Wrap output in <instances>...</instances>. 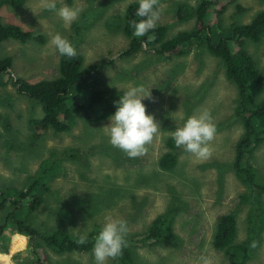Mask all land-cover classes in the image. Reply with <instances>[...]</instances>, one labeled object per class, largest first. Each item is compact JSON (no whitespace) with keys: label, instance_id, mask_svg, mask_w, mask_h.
<instances>
[{"label":"rangeland","instance_id":"obj_1","mask_svg":"<svg viewBox=\"0 0 264 264\" xmlns=\"http://www.w3.org/2000/svg\"><path fill=\"white\" fill-rule=\"evenodd\" d=\"M198 2L160 0L161 15L157 25L168 28L165 39L193 28V17L183 21L175 18L176 6L183 5L184 11L189 12ZM132 3H138V0H56L57 9L62 6L101 9L99 19L93 22V17H88L91 27L86 28L80 39L72 33L81 28L80 20L66 25L56 11L45 10L41 0H28L19 11L5 6L0 8L2 24H15L21 30L43 37L42 43L29 39L20 44L9 39L0 44V59L8 56L11 60V79L34 83L55 77L59 53L50 45V39L59 33L78 50L83 66L112 60L111 65L99 71L98 89L111 88L120 96L129 85H142L150 90L153 100L145 99L142 103L146 115L153 116L160 128L146 146L147 152L136 158H130L110 144L103 129L110 118L100 123H88L77 116L75 125L67 133L47 131L44 136L31 137L27 122L41 117L40 108L33 100L18 95L11 86L0 87V187L19 188L39 164L49 158L50 151L70 153V150H76L79 162H64L66 176L58 177L50 185L54 196L59 197L57 204L61 207L51 205L35 212L33 220H29L35 228L44 233L52 232L56 226L55 214L59 209H67L70 220L64 228L71 234L85 235L96 226L101 229L106 218L112 217L127 222L125 238L139 237L156 216L174 209L177 212L172 218V234L176 241L167 246L138 248L134 251L136 260L140 264H199L200 257L204 256L210 264H229L223 252L214 250L211 244L218 218L234 212L235 243H240L248 238V210L260 208V202L264 211V193L249 191L230 167L234 144L242 134V125L234 116L237 90L224 76L221 61L208 55L198 41L189 42L183 55L170 56L168 60L156 58L146 47L130 58L119 59L118 54L126 47L127 39L121 24L114 20L123 18ZM235 4L245 9L243 15L247 20L264 9V0H235ZM243 15L240 14L241 18ZM232 21H237V13L234 6L229 5L219 21L220 27L212 31L225 37V28ZM245 48L263 76L262 92L256 98L258 103L264 100V43L247 41ZM116 98L118 96L108 100L115 102ZM203 110L211 113L216 126L209 144L210 157L197 159L176 147L175 166L169 171L161 170L158 162L168 151L165 141L172 138L171 132L182 127L188 117ZM250 163L256 182L264 184V137ZM241 196L245 201H241ZM255 198L258 199L255 201ZM20 239L24 240V237L13 236L11 239L9 236L6 241L11 240L7 245L8 254H0V264L4 259L13 263L11 257L18 252L19 261L32 262L27 239L26 245ZM16 240H20L22 247L14 250ZM250 253L251 260L246 264H264V231L259 245ZM48 264H96V261L91 251L51 255ZM107 264L116 263L109 259Z\"/></svg>","mask_w":264,"mask_h":264},{"label":"trees","instance_id":"obj_2","mask_svg":"<svg viewBox=\"0 0 264 264\" xmlns=\"http://www.w3.org/2000/svg\"><path fill=\"white\" fill-rule=\"evenodd\" d=\"M27 1L0 0V8L5 6L19 11L24 8ZM231 2L235 0H199L189 12L184 11L183 5H177L174 11L175 18L183 21L193 17L194 25L189 31L180 32L170 39L164 38L168 31L165 25H157L146 36L135 37L130 22L138 21L140 18L135 16L138 3H132L126 8L123 18L114 20L115 23L121 24V31L127 39V45L119 52L118 58H129L144 47L152 51L156 58L165 59L170 56L183 55L186 44L193 41H198L210 55L218 58L223 65L224 76L234 84L237 90L234 116L242 125V134L234 144L233 162L230 167L235 177L249 191L255 190L258 194H262L264 184L256 182V174L250 161L253 152L262 143L264 137V100L256 102L258 94L262 92L263 76L249 56L245 45L247 41L264 43V9L256 12L247 22L248 20L243 15L245 9L238 4L235 5L237 21H232L225 28L226 36L221 37L212 29L220 27L219 21ZM85 10L78 18L81 28L72 32L79 39L86 28L91 27L88 24V17L92 16L93 22L100 18L101 9ZM210 32L211 35L208 38ZM149 35L154 39L149 41ZM66 37L71 38L70 35ZM9 39L20 44H24L29 39H34L38 43L43 41L41 35L21 30L15 24L0 22V44ZM147 49L145 51L149 52ZM111 64L112 60L106 59L83 66L82 58L78 54L74 58L60 55L57 60L55 77L28 83L23 79L10 78L11 60L6 56L0 59V87L11 86L18 95L33 100L40 108L41 117L32 118L27 122L31 137L44 136L47 131L54 134L67 133L75 125L77 116H81L88 123H100L109 119L115 112V104L120 95L111 88L103 90L97 87L101 78V70ZM113 96H118L115 102L108 100ZM165 142L168 151L160 157L158 165L161 170L169 171L177 162V153L171 137ZM79 158L76 150H70V153L50 151L49 158L42 161L19 188L11 187L4 191L0 190V253H7L6 241L11 234H19L27 238L28 256L33 257L30 264H47L46 252L48 251L54 255L91 253L95 237L100 230L99 227H93L85 234L86 242L79 244V235L71 234L64 228L70 220V213L67 209H59L55 214L57 220L54 221L56 226L52 232H41L29 222L33 220L34 213L39 209L49 208L51 205L55 208L61 207L57 204L59 197L54 196L55 192L51 190L50 185L58 177L66 176L64 162L78 163ZM74 198L76 199V196ZM70 199L73 200V197ZM257 199L255 198V201ZM241 201H245L242 196ZM258 204L260 208L249 209L247 212L248 238L244 242L235 243L236 217L234 212L220 216L216 222L211 242L212 248L223 252L229 264H246L251 260L250 251L259 245L261 234L264 231V211L261 203L258 202ZM176 212L174 209H167L151 221L144 234L139 237L130 235L129 238H125V246L114 262L116 264H140L134 257V251L138 248L150 245L167 246L174 243L176 238L172 234V218ZM18 257L20 258L18 253L11 257L13 264H24L22 260L19 261Z\"/></svg>","mask_w":264,"mask_h":264},{"label":"clouds","instance_id":"obj_3","mask_svg":"<svg viewBox=\"0 0 264 264\" xmlns=\"http://www.w3.org/2000/svg\"><path fill=\"white\" fill-rule=\"evenodd\" d=\"M41 5L45 10L56 11L60 19L68 26H71L83 11V7L80 6H62L57 9L56 0H41ZM229 5H233L235 8L236 4L231 2ZM235 13H237L236 9ZM160 15V0H138L135 16L140 19L130 22V26L133 28V35L135 37L146 36L157 26ZM153 39V36H148L149 41ZM50 45L59 53V56L74 58L78 54V50H75L70 41L59 33L51 37ZM208 55L210 54L208 53ZM165 59L168 60V58ZM145 99L153 100L150 90H146L142 85L127 86V90L115 104V112L110 116L109 124L103 128L110 144L124 151L130 158L144 155L147 152L146 146L152 142L155 134L160 130L159 124L154 121L153 116L146 115L145 105L142 103ZM215 132L216 126L213 123L211 113L208 110H203L197 115L188 117L182 127H178L171 132V136L177 148H183L184 151L192 154L197 159H207L211 155L209 144L213 140ZM0 190L4 191L5 189L0 187ZM126 233V221L112 217L106 218L93 244L92 252L96 264H107L109 259H115L121 254L122 248L125 246ZM9 236H11V239L13 236L24 237L19 234H11ZM25 239L27 238L24 237V244L26 245ZM85 242L86 236L79 235L78 243L84 244ZM6 244L10 245L11 240ZM51 255L55 256L48 251V263ZM10 264L13 263L10 261ZM199 264H210V261L207 257L201 256Z\"/></svg>","mask_w":264,"mask_h":264},{"label":"bare ground","instance_id":"obj_4","mask_svg":"<svg viewBox=\"0 0 264 264\" xmlns=\"http://www.w3.org/2000/svg\"><path fill=\"white\" fill-rule=\"evenodd\" d=\"M22 240V241H20ZM20 240H16L15 244L13 245V249L16 250V249H20L22 246V242L24 241L23 239H20ZM19 241L22 243L19 245ZM3 261V264H10V261H8L7 259H4L2 260Z\"/></svg>","mask_w":264,"mask_h":264}]
</instances>
